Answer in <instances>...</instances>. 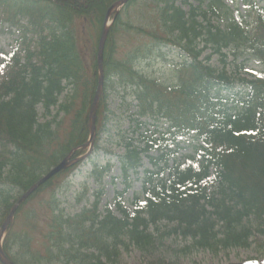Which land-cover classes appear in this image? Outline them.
Returning <instances> with one entry per match:
<instances>
[{
	"label": "trees",
	"instance_id": "trees-1",
	"mask_svg": "<svg viewBox=\"0 0 264 264\" xmlns=\"http://www.w3.org/2000/svg\"><path fill=\"white\" fill-rule=\"evenodd\" d=\"M118 1L0 0L1 22L19 28L22 44L16 43L6 56L8 72L0 81L3 218L12 207V190L23 193L87 142L89 108L98 81L97 44L106 14ZM129 8L138 18L133 25L124 19ZM110 19L103 54L105 82L96 109V150L110 121L107 100L114 86L129 90L137 100L138 117L169 125L157 137L146 133L136 141L124 137V154H112L127 187L129 172L136 174L142 166L140 156H146L153 170L143 171V199L134 196L130 212L122 201L126 189L117 193L118 217L107 209L99 212L101 195L96 191L90 208L67 216L58 207L52 179L27 201L41 191L51 193L44 208L45 224L39 225L36 213L20 207L15 219L25 226L20 232L10 226L4 254L14 264L42 262L35 253L34 258H21L22 246L36 239L40 241L36 247L46 252L43 260L61 264H117L122 252L133 248L149 254L170 237L187 244L181 252L248 249L256 233L264 235V13L253 8L242 15L222 0H201L188 12L176 0H130ZM199 44L204 47L198 49ZM163 47L177 50L181 57L172 65L174 83L169 85L137 67L140 60L160 56ZM207 50L223 64L231 54L236 72L211 66L210 56L201 59ZM250 60L261 71H246ZM67 89L72 94L61 103ZM38 108L44 118L53 109L57 113L40 123ZM143 127L136 121V132ZM187 137L203 146L192 147V155L174 160L169 168L177 153L170 148ZM155 151L157 157L149 156ZM84 152L78 150L74 157ZM89 162L90 176L101 187L110 164ZM211 169L214 176L208 181Z\"/></svg>",
	"mask_w": 264,
	"mask_h": 264
},
{
	"label": "rangeland",
	"instance_id": "rangeland-1",
	"mask_svg": "<svg viewBox=\"0 0 264 264\" xmlns=\"http://www.w3.org/2000/svg\"><path fill=\"white\" fill-rule=\"evenodd\" d=\"M201 0H176V5L181 7L185 12H188L190 7L196 8L200 6ZM222 2L229 7L231 11L238 12L239 14L245 15L250 13L253 8L261 9L264 13V0H222ZM251 3L254 5L252 8ZM205 6H202L201 9H204ZM251 7V8H250ZM134 8V7H133ZM133 8H129L128 15L124 18L131 25L137 22L136 17H134ZM123 9V8H122ZM128 19V20H127ZM111 20V19H110ZM1 22L0 18V77L7 73L6 67H3L4 56L9 53L16 46V42H19L20 34L18 33V27H10L7 22ZM215 22V21H212ZM133 23V24H132ZM25 22L20 21V25H24ZM107 25H110L108 20ZM29 38V36H27ZM21 45V43L19 42ZM203 44H199L198 49H202ZM124 50H121L123 53ZM225 53V52H224ZM225 59V64H223L221 57L212 55L211 50H207L202 54L201 59L210 56V65L220 69L224 66L226 70L233 73L236 72L235 68H232L233 57L231 54L227 53ZM87 58V53L85 55ZM180 54L177 50L169 49L163 47L161 50L160 56H152L147 59L140 60L137 64L138 69L145 75L156 79L159 83L169 85L174 82V72L172 65L179 63L181 60ZM239 63V62H238ZM89 65V63H88ZM247 70H252L255 72L261 71L260 66L254 61L250 60L246 64ZM246 70V69H245ZM240 73L243 71L239 70ZM245 72V71H244ZM244 78H249L246 75H242ZM115 92L111 91L107 106L111 112V120L106 125V132L102 134L101 139L99 140L100 151L97 155L93 156V159L99 163V165H105L107 161H110L111 171L110 174L105 176L103 186H102V195L99 199L98 209L100 212L109 209L114 212V197L117 192H122L125 188L127 191L123 196V204L125 208H130L129 202L133 199L134 196L140 195L142 192V171L144 169H150V164L147 159L143 157L142 163L143 167L141 170L137 171V175L129 172L128 185L124 183V179L121 175L120 164L116 158L112 157L105 153V151L110 153H115L122 155L124 153V146L122 139L125 137V141H128L130 138L136 139L137 135L141 134L140 130L136 134L133 133L134 123L130 120V116L137 111V102L134 100V97L130 95L129 90L123 92L120 87H113ZM72 94L71 90L66 91V95L70 97ZM66 96V98H68ZM61 98V97H60ZM61 101V100H60ZM39 114V119L42 122H45L47 119L42 117V110L37 109ZM55 111L53 112V114ZM62 115L59 116L61 118ZM134 116L133 119H135ZM49 121L52 119V115L48 118ZM142 123L147 124V130H150L151 133L155 130L151 126L154 122L150 117L141 118L139 120ZM157 125V131H165L167 124L165 122H159ZM126 143V142H125ZM179 145V152L177 159L182 156L191 153V146L195 144L188 140H184ZM191 145V146H189ZM174 149V148H172ZM156 157V154L152 155ZM79 164V163H78ZM92 169L91 164L87 162H80L78 166H75L66 176L62 175L56 179L55 184L57 188L54 189L56 193V199L58 202V207L63 211L64 215L72 216L75 213L81 211L84 208H89L92 202L95 200L93 197L94 191L98 188L93 179L88 177ZM88 189L89 192H86ZM23 194L20 193L17 189L12 190L10 196L12 199L9 201L13 205L20 196ZM80 195V197H79ZM51 193L48 191H41L38 193L35 198L21 207H25L23 211L28 213H36L37 216L34 218L35 221L40 224H45L43 214L46 213L44 209L46 204H50ZM79 197V201H76V198ZM19 210V209H18ZM35 210V211H33ZM0 209V213H1ZM18 212V211H17ZM117 214V213H116ZM0 214V225L4 221ZM15 223L16 226H15ZM21 226H25L22 223L14 219L13 229H17L18 232L21 230ZM9 231L6 232L4 237H0V240L6 238ZM19 243H21L18 240ZM40 246V241L38 239L34 240L31 245H24L21 248V258L22 255L27 258H41L42 262H28V264H61L56 259H53L51 262H46L43 259L46 257V252H43L36 246ZM187 244L179 238L170 237L162 241V244L149 254H144L136 249L130 248L128 252H122L120 255L117 264H149L155 261H162L163 264H264V235L256 233L255 237L252 238L251 246L248 249H229V250H220L217 254H212L208 251H196L193 250L190 253L181 252V249ZM34 249H37L35 251ZM14 251V250H13ZM33 251V252H32ZM53 257V256H52ZM54 258V257H53ZM39 261V260H38Z\"/></svg>",
	"mask_w": 264,
	"mask_h": 264
},
{
	"label": "water",
	"instance_id": "water-1",
	"mask_svg": "<svg viewBox=\"0 0 264 264\" xmlns=\"http://www.w3.org/2000/svg\"><path fill=\"white\" fill-rule=\"evenodd\" d=\"M129 0H120L119 2L114 3L105 18V23L101 32V35L99 37L98 45H97V66H98V72H99V81H98V86L90 107L89 111V117H90V140H89V145L90 149H92L93 142H94V133H95V110L97 106V101L102 89L103 85V69H102V60H103V49H104V43H105V38L108 32V28L106 27V21L109 18V15L114 12L118 11L121 9ZM78 160H75L77 162ZM73 162L69 161V156L65 158L59 165H57L55 168L51 169L45 176H43L37 183H35L30 189L24 193V195L18 200V202L13 206L11 212L9 213L5 223L2 225L1 230H0V237L4 234L6 231L8 225L10 224L16 210L18 207L32 194L37 190L41 185H43L45 182H47L50 178L58 174L59 172L67 169L69 166H71ZM0 262L2 264H13L10 261H8L4 255L2 254L1 247H0Z\"/></svg>",
	"mask_w": 264,
	"mask_h": 264
}]
</instances>
